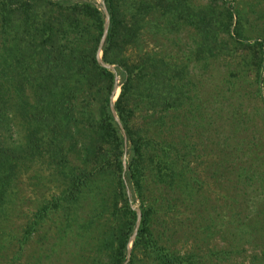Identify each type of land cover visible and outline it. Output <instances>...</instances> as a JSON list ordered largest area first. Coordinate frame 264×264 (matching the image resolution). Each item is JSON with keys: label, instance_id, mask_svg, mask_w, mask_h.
<instances>
[{"label": "trees", "instance_id": "16d2710c", "mask_svg": "<svg viewBox=\"0 0 264 264\" xmlns=\"http://www.w3.org/2000/svg\"><path fill=\"white\" fill-rule=\"evenodd\" d=\"M102 1L108 24L100 60L113 64L117 82L96 58L104 14L93 0H0V261L54 213L94 243L81 264H121L137 199L140 220L124 264H264V194L254 197L257 187L264 192V155L252 154L254 116H264L262 43L236 40L254 73L249 112L231 70L206 86L181 77L170 61L126 49L144 22L157 29V11L173 14L194 29L204 69L219 32L231 36L236 9ZM115 84L112 108L124 137L109 106ZM73 150L81 165L69 162ZM43 162L58 189L47 201L35 195L28 213L17 179ZM18 217L17 227L6 226ZM180 238L189 243L182 252L169 243Z\"/></svg>", "mask_w": 264, "mask_h": 264}, {"label": "rangeland", "instance_id": "374dc122", "mask_svg": "<svg viewBox=\"0 0 264 264\" xmlns=\"http://www.w3.org/2000/svg\"><path fill=\"white\" fill-rule=\"evenodd\" d=\"M98 8L102 11L101 0H93ZM192 5L201 6L207 3H214L217 6L224 7L230 5L232 9H236L237 15H233L232 22L229 25L231 36L226 32L222 31L218 34L220 40L215 48L217 51L215 57L209 58L206 61V67L201 69L205 59L203 58V52L199 51L196 47L197 36L190 22L183 18L174 19V15H167L159 13L156 18L158 25L157 29L153 32L146 27V22L140 28V33L137 40L127 46V50L131 51V56L142 53H151L156 59L163 61H170L173 67L181 70V77H189L192 81L200 80V83L208 86L211 78L218 79L222 73L231 70L235 76L232 78L236 81L240 94L243 95V103L247 105L248 111L252 112V105L255 106V101L250 99L253 88H254V73L253 68L250 67L249 62V51L247 48H243L236 40L242 39L248 42H254L259 40L261 44L262 55L264 57V0H186ZM124 6L120 3V9ZM125 18L128 19L126 12L124 13ZM237 18V21L235 19ZM104 21L102 24V29ZM235 28L236 32H233ZM100 38V37H99ZM100 55V51H99ZM264 63V59H263ZM112 71V70H111ZM115 82L118 81L119 76L115 73L113 66ZM217 74V75H216ZM205 87V86H204ZM115 88V89H114ZM242 88V89H241ZM114 89L113 100L115 99L119 90L118 85H113ZM111 89V92H112ZM236 92V91H234ZM111 96V94H110ZM206 103V102H205ZM207 113V110H206ZM238 115V111H235ZM255 115V114H254ZM257 122L254 126V144H253V156L257 159V156L264 155V116H254ZM256 127V128H255ZM11 138L15 143L21 142V138L17 133H12ZM122 164L125 161V155H122ZM68 160L72 164H80L79 154L73 150L68 151ZM199 165L197 169L203 165V161L199 158ZM38 164H32L29 169L24 172H20L18 182V195H21L22 201L25 204L24 210L30 212L33 200L37 197H43V200H49L50 194L56 191L58 188L55 187L56 179L48 176L46 163L43 162ZM81 165V164H80ZM70 166L66 164L65 169ZM34 171H37L34 174ZM30 173L33 176L41 178L40 184L34 183L33 176L27 178L26 175ZM204 176V175H201ZM28 181V182H27ZM255 199L260 200L264 192H260L258 187L254 190ZM129 194V191H127ZM36 195V196H35ZM132 208L138 207V200L130 204ZM139 208V207H138ZM59 212V211H58ZM49 219L45 217L44 220L39 222V228L31 231L27 237V241L22 245L21 249L9 248V261H0V264H32L36 259L39 264H81L79 256L85 253V255L93 253V242H87L86 239L76 236V222L71 223L68 227H65L64 223L59 218V214H49ZM157 218L156 223L160 219ZM21 217L12 218L10 222L6 223V226L15 228L21 221ZM86 233H84L85 235ZM177 241L169 242L170 245L175 248L178 247V251L182 252L183 247H188L189 243L180 238L175 239ZM85 243H82V242ZM186 241V242H184ZM129 243V242H128ZM127 243V245H128ZM87 246V247H86ZM92 247V248H90ZM130 248V247H129ZM246 250L243 255H238L243 263L247 262V258L244 257ZM129 255V254H128ZM140 255V253H139ZM128 259V258H127Z\"/></svg>", "mask_w": 264, "mask_h": 264}, {"label": "water", "instance_id": "95a60500", "mask_svg": "<svg viewBox=\"0 0 264 264\" xmlns=\"http://www.w3.org/2000/svg\"><path fill=\"white\" fill-rule=\"evenodd\" d=\"M101 7H102V12L104 14V26H103V29H102V32H101V35H100V38H99V41H98V46H97V54H96V58H97V61L103 65L104 67L110 69L113 71V64H110V63H105V62H102L100 60V55H99V51H100V46H101V43L103 41V38L105 36V33H106V30H107V24H108V14H107V11H106V7L103 3V1L101 0ZM115 89V88H114ZM114 89H112V92H111V96H110V99H109V106H110V109H111V112H112V115L114 117V119L116 120L117 124L119 125L120 127V130L122 131V134H123V128L121 127V124L115 114V111L113 110L112 108V102H113V96H114ZM123 137H124V134H123ZM127 195H129L127 193ZM135 210V221H134V226H133V229H132V232L130 234V237H129V243L126 247V256H125V259L124 261L121 263V264H124L126 261H127V258H128V254H129V247H130V242L136 232V229H137V226L139 224V220H140V211H139V208L136 206L134 208Z\"/></svg>", "mask_w": 264, "mask_h": 264}]
</instances>
